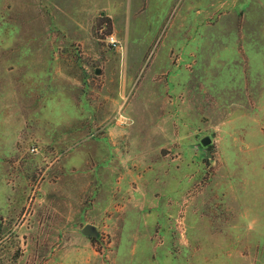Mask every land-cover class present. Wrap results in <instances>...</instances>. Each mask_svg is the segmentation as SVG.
<instances>
[{
	"label": "rangeland",
	"instance_id": "obj_1",
	"mask_svg": "<svg viewBox=\"0 0 264 264\" xmlns=\"http://www.w3.org/2000/svg\"><path fill=\"white\" fill-rule=\"evenodd\" d=\"M0 264H264V0H0Z\"/></svg>",
	"mask_w": 264,
	"mask_h": 264
},
{
	"label": "water",
	"instance_id": "obj_2",
	"mask_svg": "<svg viewBox=\"0 0 264 264\" xmlns=\"http://www.w3.org/2000/svg\"><path fill=\"white\" fill-rule=\"evenodd\" d=\"M99 70L96 69L95 70V73H98ZM200 143L203 145V146H206L207 148H210V138L208 136H204ZM80 232L83 234V235H86V236H89V237H96L98 235V231H97V228L95 225L93 224H85L81 229H80Z\"/></svg>",
	"mask_w": 264,
	"mask_h": 264
},
{
	"label": "built area",
	"instance_id": "obj_3",
	"mask_svg": "<svg viewBox=\"0 0 264 264\" xmlns=\"http://www.w3.org/2000/svg\"><path fill=\"white\" fill-rule=\"evenodd\" d=\"M113 39V38H112Z\"/></svg>",
	"mask_w": 264,
	"mask_h": 264
}]
</instances>
